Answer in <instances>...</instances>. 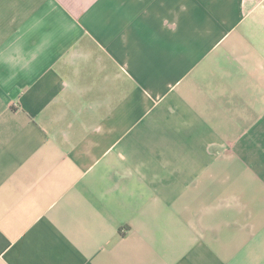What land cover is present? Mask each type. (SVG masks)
Listing matches in <instances>:
<instances>
[{
    "label": "crops",
    "instance_id": "crops-1",
    "mask_svg": "<svg viewBox=\"0 0 264 264\" xmlns=\"http://www.w3.org/2000/svg\"><path fill=\"white\" fill-rule=\"evenodd\" d=\"M0 264H264V0H0Z\"/></svg>",
    "mask_w": 264,
    "mask_h": 264
}]
</instances>
